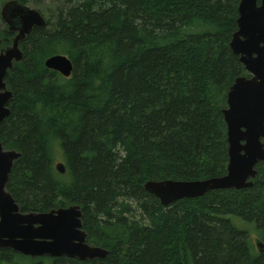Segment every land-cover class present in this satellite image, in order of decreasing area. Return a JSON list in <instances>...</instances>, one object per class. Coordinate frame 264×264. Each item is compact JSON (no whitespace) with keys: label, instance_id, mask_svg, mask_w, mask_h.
I'll use <instances>...</instances> for the list:
<instances>
[{"label":"trees","instance_id":"trees-1","mask_svg":"<svg viewBox=\"0 0 264 264\" xmlns=\"http://www.w3.org/2000/svg\"><path fill=\"white\" fill-rule=\"evenodd\" d=\"M52 1L5 79L0 142L21 153L6 188L23 212L78 204L87 242L108 252L81 261L7 248L0 264H264L263 162L249 187L167 206L143 187L226 172L222 110L248 76L229 48L239 0ZM57 53L68 77L44 65Z\"/></svg>","mask_w":264,"mask_h":264},{"label":"water","instance_id":"water-1","mask_svg":"<svg viewBox=\"0 0 264 264\" xmlns=\"http://www.w3.org/2000/svg\"><path fill=\"white\" fill-rule=\"evenodd\" d=\"M239 0L237 29L229 41V48L238 56L250 75L237 76L226 94L222 110L226 124L228 163L226 173L196 180H147L143 187L159 202L167 206L182 198L203 196L211 190L241 189L252 185L255 164L264 161V0ZM10 30H16L11 46L0 54V123L9 114L7 103L12 96L4 76L12 62L22 58L18 40L29 33L32 26H43L45 19L35 8L7 1L1 11ZM47 68L65 77L72 72V62L64 54H53L44 61ZM21 153L5 148L0 142V249H11L26 256H67L79 260L103 258L107 249L89 244L82 228L81 208L78 204L51 208L48 211L22 212L9 191L6 182L15 160ZM55 168L65 172L62 162ZM260 252L263 243L256 238Z\"/></svg>","mask_w":264,"mask_h":264},{"label":"flooded vegetation","instance_id":"flooded-vegetation-1","mask_svg":"<svg viewBox=\"0 0 264 264\" xmlns=\"http://www.w3.org/2000/svg\"><path fill=\"white\" fill-rule=\"evenodd\" d=\"M7 1H9V0H2V1H0V54L1 53H3L4 52V50L7 48V47H9V46H11L12 45V43H13V38L15 37V35L17 34V31L16 30H10L9 29V26H8V23L2 18V15H1V11H2V7H3V5L7 2ZM30 1H32V0H30ZM34 2H40V1H38V0H33ZM17 2L19 3V4H22V5H26V6H28V7H30V8H35V9H37L38 11H39V13L43 16V18L45 19V24L43 25V26H45L46 25V21H47V17H45V15L38 9V8H36V7H34V6H31L30 4V2H27V3H23V2H20L19 0H17ZM259 3H260V0H257L256 1V4H258L259 5ZM238 17V16H237ZM43 26H32L31 27V29H30V31H29V33H27L22 39H20V40H18V48L22 51V53H23V55H24V52H23V45H22V43H23V41L31 34V32H32V30L34 29V28H38V27H43ZM49 57V56H48ZM23 59V56H22V58L20 59V60H18V61H13L12 62V68L11 69H8L7 71H6V74H5V76H4V81H5V79H6V75H7V73L9 72V71H11L13 68H14V64L15 63H17V62H19V61H21ZM47 68V67H46ZM50 69V68H49ZM53 70V69H52ZM247 73V72H246ZM248 74V73H247ZM242 76V75H241ZM243 76H245V75H243ZM250 75L248 74V76H246V77H249ZM5 83H6V81H5ZM231 86V85H230ZM6 87H7V89H9L8 88V86H7V84H6ZM10 90V89H9ZM229 90V89H228ZM12 92V91H11ZM12 97V96H11ZM10 100V99H9ZM8 104V103H7ZM8 107V106H7ZM9 108V107H8ZM9 112H10V109H9ZM9 115V114H8ZM6 118V117H5ZM4 118V119H5ZM263 143H264V138H261L260 139ZM259 162H263L264 163V161H259ZM259 162H257V163H259ZM227 163H228V161H227ZM256 163V164H257ZM256 164H255V166H256ZM227 166V165H226ZM255 166H254V168H255ZM256 170V169H255ZM226 173V172H225ZM224 173V174H225ZM256 174H257V171H256ZM256 176V175H255ZM253 179V178H252ZM252 179H251V181H252ZM7 183V182H6ZM7 189V188H6ZM8 191V190H7ZM20 208V207H19ZM23 212V211H22ZM257 237H255L254 238V244H255V239H256ZM260 240V239H259ZM86 241H87V239H86ZM261 241V240H260ZM262 242V241H261ZM263 243V242H262ZM90 244V243H89ZM263 245H264V243H263ZM255 247H256V244H255ZM264 252V251H263ZM18 253V252H17ZM31 257V256H30ZM72 258V257H71ZM75 259H77V258H75ZM95 259H100V258H95ZM95 259H91V260H95ZM79 260V259H78ZM81 261H87V260H81Z\"/></svg>","mask_w":264,"mask_h":264},{"label":"rangeland","instance_id":"rangeland-1","mask_svg":"<svg viewBox=\"0 0 264 264\" xmlns=\"http://www.w3.org/2000/svg\"><path fill=\"white\" fill-rule=\"evenodd\" d=\"M0 1H2V0H0ZM31 6H34V7H36V8H38L41 12L42 11H44L45 10V8H49V9H53V7H55L54 6V2L52 1V0H40V2L39 3H31L30 4ZM50 11H52V10H50ZM43 13V12H42ZM44 14V13H43ZM60 160L59 159H56L55 160V164L57 163V162H59Z\"/></svg>","mask_w":264,"mask_h":264}]
</instances>
